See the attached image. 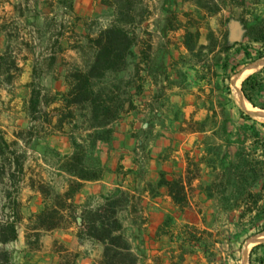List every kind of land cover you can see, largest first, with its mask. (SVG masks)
Segmentation results:
<instances>
[{
  "label": "rangeland",
  "instance_id": "obj_1",
  "mask_svg": "<svg viewBox=\"0 0 264 264\" xmlns=\"http://www.w3.org/2000/svg\"><path fill=\"white\" fill-rule=\"evenodd\" d=\"M76 3L77 0H0V219L15 218L11 209L15 201L22 203L25 216L19 226L18 240L1 247L11 253L10 264H26L40 249L44 236L56 230L68 232L71 228L79 234L81 224L77 217L82 209L97 208L111 197L122 201L118 217L123 223V232L139 263L147 264L143 262L137 239L139 203L125 189L109 190L106 194L76 195V212L56 206L57 195H61L60 201L67 202L65 192L72 177L65 171L64 159L74 152L75 142L88 148L86 165L91 172L104 175L107 171L93 146L88 118L82 111L69 116L64 98L58 94L63 91L57 88L61 83L58 82L60 72L51 65L56 60L63 66L84 58V53L78 55L70 47L73 41L87 43L89 33L84 23L76 18ZM86 5L94 11L88 17L93 31L98 25L111 23L112 10L103 8L99 0H86ZM139 7L146 11L147 17L144 24L139 25V31L151 29V35L146 38L156 47L152 53L155 60L161 66L165 56L179 57L178 71L185 73L182 79L197 93L191 98L192 101L196 99V103L190 105L194 107L185 106L183 110L177 102L169 101L164 113L151 114L152 121L181 119L190 130L209 131L199 160L189 162L186 182L188 192L197 202L188 206L199 214L208 207L200 201V193L205 192L209 197L214 195L211 204L215 208L214 217L207 221L203 216L210 229L180 224L175 216L169 215L171 221L163 224L158 235L168 234L169 246L175 250L184 245L185 252L197 247L211 251L218 241L214 232L227 238L232 229H239L240 248L249 238H252L249 248L264 243V237L259 238L264 233L259 232L264 227V213L255 223H252L253 214L250 213L243 221H236L243 209L244 191L262 192L264 186V119L256 118L240 106L233 85L234 77L255 63L243 61L232 46L236 35L245 38V32L253 23L252 16L243 21L240 9L228 4V0H143ZM186 12L193 22L202 25L193 51L185 45V30L178 29L181 22L188 21ZM227 60L230 68L226 74L223 65ZM263 64L264 60L259 62L257 70ZM238 65L240 68L233 73ZM188 69L194 70L191 75L186 74ZM63 71H66L64 67ZM127 74L128 71L121 75L127 77ZM242 113L252 119L244 118ZM113 127L115 129V124ZM253 127L260 131L259 139ZM109 129L101 131L107 133ZM256 147L259 150L255 159L259 165L249 166L247 161L253 158L251 152ZM244 149L245 156L242 155ZM206 177L211 179L210 185H206ZM214 183L219 187L229 184V194L221 195V187L212 191L210 186ZM33 185L44 186L50 194H42ZM259 205L264 209V197ZM27 235L31 244L29 252L25 253ZM54 247L62 252L60 264L78 262V251L59 241ZM100 247L103 246L99 244V250ZM259 253L264 254V247ZM212 255L208 258L212 259ZM170 256L173 263L184 261L174 252Z\"/></svg>",
  "mask_w": 264,
  "mask_h": 264
},
{
  "label": "crops",
  "instance_id": "obj_2",
  "mask_svg": "<svg viewBox=\"0 0 264 264\" xmlns=\"http://www.w3.org/2000/svg\"><path fill=\"white\" fill-rule=\"evenodd\" d=\"M99 3L103 8H108L101 0ZM76 11L77 15L86 18L94 12L89 5H86V0H77ZM139 29L141 28L137 30L138 43L133 47V55L129 58L128 67L118 75V78L130 83L128 91L132 96L133 105L129 108V103L126 104L129 110L115 123L111 140L98 141L96 145V150L107 166V171L100 179L86 182L88 185H85L77 195L79 197L83 193L106 194L109 190L125 189L131 196H135L139 203L136 212L138 245L143 254V262L147 264H251L253 248L263 243H256L249 248L252 239L249 238L240 248L239 229L237 231L232 229L227 238L215 231L213 236L218 241L211 251L197 247L185 252L184 245H179L174 250L167 241L168 234L158 235L169 215L175 216L180 224L201 225L210 229L204 222L203 216L207 221L214 217L215 208L211 207L214 203L212 197L205 192L200 193V201L207 203L208 207L199 214L192 206L182 208L175 205L169 187L161 184L163 177L168 180L183 177L186 180L189 162L199 160L204 151V138L209 131L190 130L186 127V122L181 119H165L160 123L152 121L151 114L164 113L169 101L177 102V105L184 107L182 109L185 110V106L196 103V99L192 101L191 98L197 93H194L193 87L187 86V81L182 79L185 73L178 71L179 57L165 56L162 59L164 66L163 64L160 66L152 54L156 47L146 38L151 35V29L147 28L143 31ZM72 43L71 51L80 55L81 52L74 48ZM144 50L149 53L147 59L142 56ZM77 64H83V59L64 63L63 66H60L57 60L51 64L60 72L58 82L61 83L57 85L58 90H67L66 71H63V67L67 70L68 67ZM127 71V77L121 75ZM192 71L194 70L188 69L186 74L191 75ZM206 178H208L206 185H210L211 179ZM187 196L188 203H197L188 192V186ZM242 210L240 209L237 215V222L241 221ZM72 230L74 228H71L69 233L56 230L44 236L40 249L33 258L28 259L26 264H60L62 252L54 247L56 241L63 242L66 247L78 251L80 256L78 264H93L102 258L103 247L99 250V243L88 239L84 241L77 231ZM29 246L28 242H25V253L29 252ZM171 252L178 254L184 261L173 263ZM212 253L214 257L208 258Z\"/></svg>",
  "mask_w": 264,
  "mask_h": 264
},
{
  "label": "trees",
  "instance_id": "obj_3",
  "mask_svg": "<svg viewBox=\"0 0 264 264\" xmlns=\"http://www.w3.org/2000/svg\"><path fill=\"white\" fill-rule=\"evenodd\" d=\"M104 5L112 10L111 23L107 26H94L89 23V19L76 15L78 21H82L89 33L87 43L78 40L72 43L74 48L84 53L83 64L72 65L67 68L65 81L66 91H59L58 94L64 98V104L69 110V116H76L79 111L84 112V116L89 120L88 131L90 137L94 139L95 147L98 141H110L114 134L113 125L128 112L133 105L132 96L129 95L128 87L130 83L118 78L120 72L128 67L129 58L133 55V47L137 45L139 35L137 30L139 25L146 20V11L140 9L139 5L143 0H101ZM228 4L240 9V17L246 21L248 16H252L253 23L245 32V38L236 35L233 48L240 54L243 61L256 62L264 58V0H228ZM73 7V4H71ZM188 21L181 22L178 29L185 30V45L189 51L196 48V41L200 35L202 25L192 21L186 12ZM192 28H195L193 31ZM241 30V29H240ZM142 56L147 59L148 51H143ZM229 60V58H227ZM225 61L223 67L227 74L230 65ZM241 65L233 69L235 73ZM231 76V75H230ZM229 76V77H230ZM242 91L252 105L264 109V65L257 71L247 76L242 83ZM129 103V108L126 104ZM247 119H252L248 114L242 113ZM110 128L107 133L102 132L105 128ZM256 138L259 139L260 131L253 127ZM74 152L65 157V171L70 174L72 181L65 192L66 201H60L61 195H57L56 206L62 210L77 211L75 197L80 193L88 181L100 179L103 175L91 172L86 165L88 148L83 143H74ZM259 148L256 147L251 152L253 157L247 163L256 167L259 161L255 159ZM242 155H247L245 149ZM264 152V149H263ZM230 155V153H227ZM240 155V154H239ZM161 184L169 187L175 205L182 208L188 206L187 182L183 177L173 180L162 178ZM229 184H223L221 195L229 194ZM215 183L210 186L212 191L220 188ZM44 195H49L50 191L44 186L33 185ZM264 186L262 192L251 190L244 191L242 198L244 204L241 213L243 221L247 215H252V223L262 217L264 209L260 207L263 199ZM214 197L213 194H210ZM122 203L115 198H107L106 202L97 208L90 207L82 209L80 217L79 237L97 242L103 246L102 258L93 264H140L138 256L134 253L131 242L125 236L123 223L118 217V208ZM252 204V207L250 205ZM11 209L15 218L8 220L0 219V264H10L11 253L1 247L15 240L20 235V224L24 219L22 203L15 201ZM169 216L164 224L169 223ZM264 231V227L259 232ZM28 245L31 244L29 236H26ZM263 244L256 245L251 253V264H264V254L259 253ZM72 264H78L77 260Z\"/></svg>",
  "mask_w": 264,
  "mask_h": 264
},
{
  "label": "bare ground",
  "instance_id": "obj_4",
  "mask_svg": "<svg viewBox=\"0 0 264 264\" xmlns=\"http://www.w3.org/2000/svg\"><path fill=\"white\" fill-rule=\"evenodd\" d=\"M252 70L253 68L248 67L234 77V81H233L234 92L238 103L245 111L255 115L256 118L258 117L264 119V109L252 105L251 102L245 97L242 91V83L244 79L252 72ZM263 237H264V233L259 236V238H263Z\"/></svg>",
  "mask_w": 264,
  "mask_h": 264
},
{
  "label": "water",
  "instance_id": "obj_5",
  "mask_svg": "<svg viewBox=\"0 0 264 264\" xmlns=\"http://www.w3.org/2000/svg\"><path fill=\"white\" fill-rule=\"evenodd\" d=\"M261 61H262V60H260V61H258V62H255V63L252 64L250 67L253 68L255 71H257V68L260 66V65H259V62H261ZM263 65H264V64H263ZM263 65H262V66H263ZM255 71H254V72H255ZM233 81H234V79H233Z\"/></svg>",
  "mask_w": 264,
  "mask_h": 264
}]
</instances>
